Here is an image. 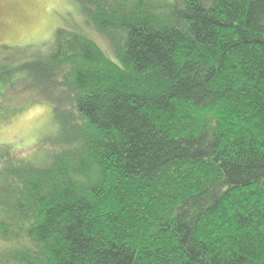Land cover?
I'll use <instances>...</instances> for the list:
<instances>
[{
    "label": "trees",
    "instance_id": "trees-1",
    "mask_svg": "<svg viewBox=\"0 0 264 264\" xmlns=\"http://www.w3.org/2000/svg\"><path fill=\"white\" fill-rule=\"evenodd\" d=\"M75 1L112 55L28 64L58 127L1 145L0 264H264V0Z\"/></svg>",
    "mask_w": 264,
    "mask_h": 264
},
{
    "label": "rangeland",
    "instance_id": "rangeland-1",
    "mask_svg": "<svg viewBox=\"0 0 264 264\" xmlns=\"http://www.w3.org/2000/svg\"><path fill=\"white\" fill-rule=\"evenodd\" d=\"M83 18L75 0H0V149L34 159L57 130L52 103L35 90L28 64L46 54L58 27L80 26ZM85 28L112 55L104 37Z\"/></svg>",
    "mask_w": 264,
    "mask_h": 264
}]
</instances>
